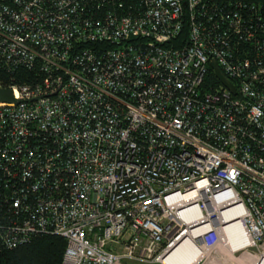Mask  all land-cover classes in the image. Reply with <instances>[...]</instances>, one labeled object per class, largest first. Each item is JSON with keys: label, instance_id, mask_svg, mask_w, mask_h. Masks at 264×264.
<instances>
[{"label": "built area", "instance_id": "obj_1", "mask_svg": "<svg viewBox=\"0 0 264 264\" xmlns=\"http://www.w3.org/2000/svg\"><path fill=\"white\" fill-rule=\"evenodd\" d=\"M0 68L37 76L0 103V251L264 264V1L0 0Z\"/></svg>", "mask_w": 264, "mask_h": 264}, {"label": "trees", "instance_id": "obj_2", "mask_svg": "<svg viewBox=\"0 0 264 264\" xmlns=\"http://www.w3.org/2000/svg\"><path fill=\"white\" fill-rule=\"evenodd\" d=\"M36 78V73L22 68L13 70L0 68L1 88L30 84ZM64 246L65 242L59 236L35 235L27 243L14 249L1 250L0 264H60Z\"/></svg>", "mask_w": 264, "mask_h": 264}, {"label": "water", "instance_id": "obj_3", "mask_svg": "<svg viewBox=\"0 0 264 264\" xmlns=\"http://www.w3.org/2000/svg\"><path fill=\"white\" fill-rule=\"evenodd\" d=\"M209 67L212 71L213 76L220 82L225 88L233 92L231 84L221 75V73L216 68L213 61L209 62ZM15 102L12 99L11 90L8 88H0V103H12ZM264 121V119H263Z\"/></svg>", "mask_w": 264, "mask_h": 264}, {"label": "bare ground", "instance_id": "obj_4", "mask_svg": "<svg viewBox=\"0 0 264 264\" xmlns=\"http://www.w3.org/2000/svg\"><path fill=\"white\" fill-rule=\"evenodd\" d=\"M239 241L237 242H230L231 245H235L237 244ZM186 247L182 246L181 248H179L178 250L176 249L173 254L170 256V262L171 264H187L188 260L184 261V259L186 258L185 256H183V251L185 250Z\"/></svg>", "mask_w": 264, "mask_h": 264}]
</instances>
